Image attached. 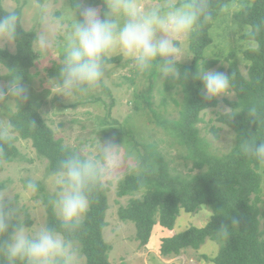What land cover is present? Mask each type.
<instances>
[{
    "label": "trees",
    "instance_id": "trees-1",
    "mask_svg": "<svg viewBox=\"0 0 264 264\" xmlns=\"http://www.w3.org/2000/svg\"><path fill=\"white\" fill-rule=\"evenodd\" d=\"M49 0H37L44 5ZM73 10L82 20L83 7L80 0H70ZM206 5L207 19L201 17L197 28L191 33L190 47L194 55L191 65L177 63L179 78H173L183 95L179 106L180 117L169 119L153 108L151 90L142 96L147 110L153 114L158 127L172 139L192 164L186 174L171 167L166 154L157 143H138L135 136L123 129H114L131 147V155L137 156V169H132L118 183L120 198L132 197L126 206L119 210L123 222H131L137 230L136 240L146 247L152 239L154 229L160 225L173 231L182 212L196 214L204 208L212 211L211 220L202 228L192 226L184 232L164 237L160 253L164 258L177 257L189 249L199 250L207 240L220 246L216 257L204 256L212 264H264V188L260 172L264 158L256 157L246 146L264 143V0H252V6L241 10L236 20L250 27V33L243 38L255 46L244 52L248 63L244 75L235 53H231L227 75L231 91L236 100L228 101L231 111L219 114L217 122L235 134V145L226 154L220 155L202 137L199 125L204 121L202 115L219 106L217 97L207 98L202 85L196 79L201 69H210L218 61L209 63L205 58L206 50L212 45L210 32L225 8L233 0H203ZM91 7L100 9L102 18L108 12V0H90ZM15 14L17 16L16 35L12 39L16 51L0 48V65L8 70L6 79L10 86L13 82L25 88L24 94L15 96L16 112L10 124L23 140H30L38 156L48 162L49 171L55 175L61 161L73 154L87 159L77 150L57 139L55 132L41 115L40 104L31 99L27 85L31 70L35 67L40 54L35 48L37 32L27 31L23 25V9L8 11L4 0H0V18ZM119 58H105L106 68L116 64ZM202 64V65H201ZM56 72H58L56 70ZM151 83L160 77L158 67L144 71ZM133 81V80H132ZM171 80L167 89L171 90ZM9 86V87H10ZM147 111V112H148ZM123 139V140H122ZM20 150L15 141L0 136V175L5 165L21 161ZM38 197L42 199L47 212V228L60 232L67 239L81 246L86 264H111L112 247L104 238L108 225L109 188L103 179L89 184L86 194L89 206L78 225L66 228L57 215L54 198L46 193L41 184H36ZM0 182V191L5 190ZM8 229L0 233V249L8 242L12 232L21 221L8 218L0 211ZM31 223H27L30 225ZM0 264H9L7 256L0 251ZM15 264H25L17 260Z\"/></svg>",
    "mask_w": 264,
    "mask_h": 264
},
{
    "label": "rangeland",
    "instance_id": "rangeland-1",
    "mask_svg": "<svg viewBox=\"0 0 264 264\" xmlns=\"http://www.w3.org/2000/svg\"><path fill=\"white\" fill-rule=\"evenodd\" d=\"M83 11L91 7L90 0H80ZM146 8L167 3H179L181 0H142ZM252 0H233L215 22L210 35L212 45L206 50L205 60L209 63L218 61L213 70L227 73L228 58L235 53L244 75L248 72V63L244 52L255 45L243 37L250 33V27L236 20L237 14L246 7L252 6ZM8 11L23 9V25L27 31L37 32L35 48L40 54L35 67L31 70V79L27 85L28 93L34 103L40 104L41 115L49 127L55 132L57 139L77 150L86 158L103 160V149L111 145L116 154L117 164L105 170L103 181L109 188V210L107 212V227L104 231L106 242L112 247L111 264H212L204 256L213 258L219 253L220 246L211 240L199 249H189L182 255L171 258L161 256L162 239L184 232L192 226L202 228L212 217V211L204 208L196 214L182 212L173 231L157 225L152 239L146 247H141L136 240L137 230L133 223L123 222L119 210L126 206L132 197L118 196V183L132 169H137V156L131 155V147L121 141L122 136L114 129H123L133 134L138 143H157L166 154L171 167L177 172L186 174L192 168L185 158L186 153L173 139L161 130L155 123L153 114L147 110L142 99L153 85V108L161 115L177 120L183 95L180 86L172 77H160L151 83L148 75L136 66L135 62L126 58L119 50L107 55L109 58H119L116 64L109 65L98 85L66 93L59 90L62 82L64 54L68 38L73 32L74 24L81 21L71 6L70 0H49L40 5L37 0H4ZM102 18L100 9L96 8ZM43 36L46 43L42 46L38 37ZM190 34L177 38L182 54L176 63L191 65L194 61L190 47ZM0 48L16 51L14 41L0 38ZM202 65V64H201ZM56 70L58 72H56ZM8 70L0 65V136L15 141L21 152L19 162L5 165L0 175V182L5 184V190L0 191V211L8 218L21 221L25 229L32 235L41 228H47V212L37 190H30L29 182L41 184L45 191L55 200L60 191L56 176L48 169V162L40 158L32 141L21 139L10 124V118L16 112V100L6 79ZM133 80V81H132ZM171 80V90L167 83ZM219 106L205 112L204 121L199 125L201 135L220 155L228 153L235 145V134L226 126L217 122L219 114L231 111L228 101L236 100V94L229 89L228 93L217 97ZM148 111V112H147ZM123 140V139H122ZM263 177L264 167L260 170ZM264 191V190H263ZM83 219V217H82ZM81 219V220H82ZM31 223L27 225V223ZM78 252L77 264H86L81 246L73 243Z\"/></svg>",
    "mask_w": 264,
    "mask_h": 264
},
{
    "label": "clouds",
    "instance_id": "clouds-1",
    "mask_svg": "<svg viewBox=\"0 0 264 264\" xmlns=\"http://www.w3.org/2000/svg\"><path fill=\"white\" fill-rule=\"evenodd\" d=\"M202 16L208 18L203 0H181L149 8L142 0H108L104 18L95 7L85 8L82 20L74 24L68 38L59 90L71 93L74 89L98 85L104 75L105 58L117 50L132 59L141 71L158 67L165 77L179 78L176 61L183 50L177 38L192 33ZM17 19L15 14L0 18V38L15 37ZM38 42L42 46L46 43L43 36L38 37ZM196 79L207 98L226 95L231 87L229 76L213 69L201 68ZM9 91L20 96L25 88L13 82ZM246 150L264 158V143L246 146ZM102 155L101 161L73 154L60 163L55 174L60 187L55 209L66 228L78 225L86 213L89 184L103 179L105 170L117 164L111 145L105 146ZM27 187L32 191L37 188L34 182H29ZM7 229L8 224L0 216V233ZM0 251L7 256L9 264L17 260L25 264H77L78 256L73 241L60 232L41 228L32 235L23 226L12 232Z\"/></svg>",
    "mask_w": 264,
    "mask_h": 264
},
{
    "label": "crops",
    "instance_id": "crops-1",
    "mask_svg": "<svg viewBox=\"0 0 264 264\" xmlns=\"http://www.w3.org/2000/svg\"><path fill=\"white\" fill-rule=\"evenodd\" d=\"M175 235V234H174ZM171 236H173V235H171Z\"/></svg>",
    "mask_w": 264,
    "mask_h": 264
}]
</instances>
